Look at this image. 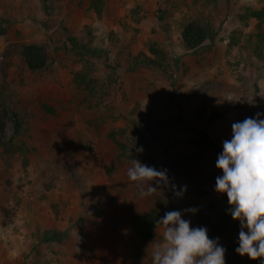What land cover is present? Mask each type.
<instances>
[{"label":"rangeland","instance_id":"1","mask_svg":"<svg viewBox=\"0 0 264 264\" xmlns=\"http://www.w3.org/2000/svg\"><path fill=\"white\" fill-rule=\"evenodd\" d=\"M39 1L30 20L23 4L21 14H0V264L50 263L26 261V223L16 218L26 193L44 199L70 172L90 213L85 221L103 206L111 223L155 206L160 218L196 208L183 218L219 238L225 264H264L236 253L239 222L226 194L215 192L216 159L232 124L264 119V41L251 16L264 0ZM192 20L214 35L186 51L181 32ZM25 21L26 32L17 28ZM27 44L45 48L42 71L27 69ZM147 123L153 133L143 140ZM191 155L176 185L187 186L182 198L165 197V188L141 197L127 177L130 159L164 169L165 157ZM46 178L52 186H43ZM154 243L144 244L139 264H152Z\"/></svg>","mask_w":264,"mask_h":264},{"label":"clouds","instance_id":"2","mask_svg":"<svg viewBox=\"0 0 264 264\" xmlns=\"http://www.w3.org/2000/svg\"><path fill=\"white\" fill-rule=\"evenodd\" d=\"M231 133L216 159L215 167L222 175L215 179V192L226 194L229 214L239 222L236 253L255 261L264 258V119L258 113L234 122ZM136 151L142 153L143 148ZM130 164L127 177L136 183L141 197L168 188L175 198H182L187 190V186L176 190L167 169L136 159H130ZM197 211H167L156 221L162 228V240L152 245V264H225L226 250L219 238H210L206 227H192L191 221L183 218Z\"/></svg>","mask_w":264,"mask_h":264},{"label":"crops","instance_id":"3","mask_svg":"<svg viewBox=\"0 0 264 264\" xmlns=\"http://www.w3.org/2000/svg\"><path fill=\"white\" fill-rule=\"evenodd\" d=\"M19 4L25 5L26 20H30L32 11L39 8L40 1L0 0V14H21ZM18 18L16 16L13 21L16 22ZM29 26L25 21L17 28L26 32ZM70 174L63 176L65 181L61 184L60 181L55 182L56 187L50 191L51 195L44 199L37 200L26 193V205L24 209L21 205L17 214L20 217L16 218V221L22 218L26 223L24 231H20L21 235L26 236V261L47 259L49 264H139L138 260L143 257L140 250L145 246L131 230L130 223H111L107 213L110 207L105 206L98 213L100 217L85 221L90 218V213L82 208L86 203L80 198L81 192L71 183L76 178ZM43 182V186L47 187L53 184L47 178ZM91 189L98 192L93 187ZM120 213L114 216L123 218ZM157 232L156 239L160 237ZM146 246L150 248L149 244Z\"/></svg>","mask_w":264,"mask_h":264},{"label":"trees","instance_id":"4","mask_svg":"<svg viewBox=\"0 0 264 264\" xmlns=\"http://www.w3.org/2000/svg\"><path fill=\"white\" fill-rule=\"evenodd\" d=\"M251 16L256 22L255 24L257 31L256 35L260 38V40L264 41V24H263L264 6L259 9L252 10ZM213 35L214 33L212 29L206 27L199 20H192L183 27V30L181 32V41L186 51H192L197 47H199L205 40L213 37ZM22 54H23L24 63L30 72L42 71L46 67L47 54L43 46H38L35 44L24 45ZM147 60L151 64H155L153 60L150 59ZM152 131L153 130L151 124L147 123L145 126V131L142 134L143 140H146L147 135L153 133ZM206 143L208 147L215 149L214 145L210 141H206ZM120 148L123 149V146L119 145V149ZM215 150L220 152V150L217 148ZM195 158H196L195 155H191L188 158L178 159L175 157L172 158L165 157L163 159V164L165 165L164 169H167L171 173V175L175 174V176L173 177L170 176V178L172 179L175 185H177L178 178L186 170V167H188L192 162H194ZM176 159L182 163L183 167L178 166L179 164L178 161H174ZM165 189H166L165 197H167L172 191L169 190L168 188ZM158 219H160V211L155 206L153 208L146 210L142 214L133 217L130 220L131 230L137 236V238L142 244H150L155 241L156 231L158 227L156 221Z\"/></svg>","mask_w":264,"mask_h":264}]
</instances>
